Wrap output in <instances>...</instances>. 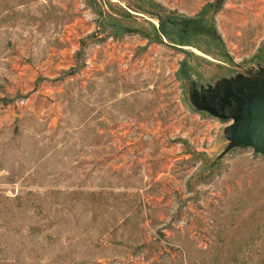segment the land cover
<instances>
[{"label":"rangeland","instance_id":"obj_1","mask_svg":"<svg viewBox=\"0 0 264 264\" xmlns=\"http://www.w3.org/2000/svg\"><path fill=\"white\" fill-rule=\"evenodd\" d=\"M259 94L264 0H0V264H264Z\"/></svg>","mask_w":264,"mask_h":264},{"label":"water","instance_id":"obj_2","mask_svg":"<svg viewBox=\"0 0 264 264\" xmlns=\"http://www.w3.org/2000/svg\"><path fill=\"white\" fill-rule=\"evenodd\" d=\"M235 121L234 126L226 129V135L232 139L229 147H251L264 157V95L259 94Z\"/></svg>","mask_w":264,"mask_h":264},{"label":"flooded vegetation","instance_id":"obj_3","mask_svg":"<svg viewBox=\"0 0 264 264\" xmlns=\"http://www.w3.org/2000/svg\"><path fill=\"white\" fill-rule=\"evenodd\" d=\"M204 94H212V93L211 92H209V93L207 92V93H204ZM236 104H237V101L233 100L231 106H225L224 107V111H223L224 115L228 116V115L232 114L233 111L235 110L236 106H237Z\"/></svg>","mask_w":264,"mask_h":264}]
</instances>
